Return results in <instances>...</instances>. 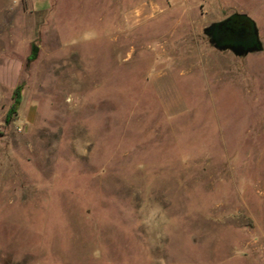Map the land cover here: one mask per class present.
<instances>
[{
	"label": "rangeland",
	"instance_id": "1",
	"mask_svg": "<svg viewBox=\"0 0 264 264\" xmlns=\"http://www.w3.org/2000/svg\"><path fill=\"white\" fill-rule=\"evenodd\" d=\"M0 264H264V0H0Z\"/></svg>",
	"mask_w": 264,
	"mask_h": 264
},
{
	"label": "water",
	"instance_id": "2",
	"mask_svg": "<svg viewBox=\"0 0 264 264\" xmlns=\"http://www.w3.org/2000/svg\"><path fill=\"white\" fill-rule=\"evenodd\" d=\"M224 23H225V20L213 22L204 28V32L208 36H210V42L216 48H218L220 50H227V49L232 50L236 55H239V56H244V55H248L249 53H252V52L263 50V43H262V40L260 37L259 28L257 26V23L252 18H250L248 20L250 40H249L247 45L240 43V42H239L240 44L237 43L238 40L236 37L239 36L240 34L237 33L238 32L237 29H232V28H227L226 31L223 32V37L227 38L230 36L231 33H233V36L235 38H233L231 40H234V42L229 41V43H224V42H222L223 41L222 38L221 39L211 38L213 35L211 30L215 29L216 27H222L224 25Z\"/></svg>",
	"mask_w": 264,
	"mask_h": 264
},
{
	"label": "flooded vegetation",
	"instance_id": "3",
	"mask_svg": "<svg viewBox=\"0 0 264 264\" xmlns=\"http://www.w3.org/2000/svg\"><path fill=\"white\" fill-rule=\"evenodd\" d=\"M249 19H250L249 16L246 14L235 13V14L229 15L225 19L221 20V21L225 20V23L222 27H216L215 29L211 30V32L213 33L211 38H215V39L222 38L223 40L222 42L224 43H229V41L234 42V40H231L235 38L233 36V33H231L230 36L227 38L223 37V32H225L227 28H232V29H237L238 31L237 33L240 34L239 36L236 37L238 40L237 43L238 44L243 43L247 45L250 40L249 28H248Z\"/></svg>",
	"mask_w": 264,
	"mask_h": 264
},
{
	"label": "trees",
	"instance_id": "4",
	"mask_svg": "<svg viewBox=\"0 0 264 264\" xmlns=\"http://www.w3.org/2000/svg\"><path fill=\"white\" fill-rule=\"evenodd\" d=\"M22 101V85H19L14 92V102L9 109L7 116H6V122H10L13 118V116L16 114L20 104Z\"/></svg>",
	"mask_w": 264,
	"mask_h": 264
}]
</instances>
